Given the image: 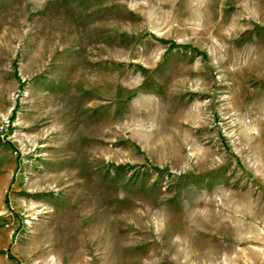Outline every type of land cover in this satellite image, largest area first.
Instances as JSON below:
<instances>
[{
    "label": "rangeland",
    "instance_id": "rangeland-1",
    "mask_svg": "<svg viewBox=\"0 0 264 264\" xmlns=\"http://www.w3.org/2000/svg\"><path fill=\"white\" fill-rule=\"evenodd\" d=\"M0 264H264V0H0Z\"/></svg>",
    "mask_w": 264,
    "mask_h": 264
},
{
    "label": "bare ground",
    "instance_id": "bare-ground-1",
    "mask_svg": "<svg viewBox=\"0 0 264 264\" xmlns=\"http://www.w3.org/2000/svg\"><path fill=\"white\" fill-rule=\"evenodd\" d=\"M77 124V123H76Z\"/></svg>",
    "mask_w": 264,
    "mask_h": 264
}]
</instances>
